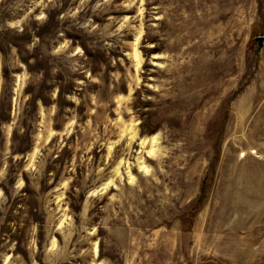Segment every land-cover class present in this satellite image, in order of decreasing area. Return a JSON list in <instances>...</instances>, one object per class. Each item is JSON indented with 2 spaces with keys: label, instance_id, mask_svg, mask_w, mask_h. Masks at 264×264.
<instances>
[{
  "label": "rangeland",
  "instance_id": "rangeland-1",
  "mask_svg": "<svg viewBox=\"0 0 264 264\" xmlns=\"http://www.w3.org/2000/svg\"><path fill=\"white\" fill-rule=\"evenodd\" d=\"M0 264H264V0H0Z\"/></svg>",
  "mask_w": 264,
  "mask_h": 264
},
{
  "label": "bare ground",
  "instance_id": "bare-ground-1",
  "mask_svg": "<svg viewBox=\"0 0 264 264\" xmlns=\"http://www.w3.org/2000/svg\"><path fill=\"white\" fill-rule=\"evenodd\" d=\"M135 56L137 57V52L135 53ZM135 57V58H136ZM138 58V57H137ZM139 59V58H138ZM151 151V150H150ZM149 150H148V152H150ZM139 163V162H138ZM142 164V163H141ZM140 166H142V167H145V165H140Z\"/></svg>",
  "mask_w": 264,
  "mask_h": 264
}]
</instances>
